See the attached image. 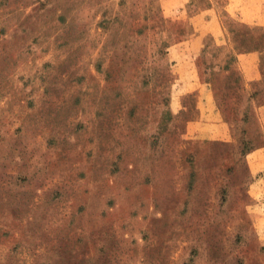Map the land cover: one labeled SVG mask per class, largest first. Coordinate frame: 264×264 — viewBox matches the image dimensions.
I'll use <instances>...</instances> for the list:
<instances>
[{
	"label": "rangeland",
	"instance_id": "rangeland-1",
	"mask_svg": "<svg viewBox=\"0 0 264 264\" xmlns=\"http://www.w3.org/2000/svg\"><path fill=\"white\" fill-rule=\"evenodd\" d=\"M263 46L227 0H0V264H264Z\"/></svg>",
	"mask_w": 264,
	"mask_h": 264
},
{
	"label": "crops",
	"instance_id": "crops-1",
	"mask_svg": "<svg viewBox=\"0 0 264 264\" xmlns=\"http://www.w3.org/2000/svg\"><path fill=\"white\" fill-rule=\"evenodd\" d=\"M227 9L231 14L236 15L244 25L259 35L264 33V0H227ZM236 62L247 86L251 81L264 79V46L259 51L240 53ZM257 109L260 114L261 127L264 130V102L258 104ZM254 155L256 156L255 167L256 170H259L264 165V147H261Z\"/></svg>",
	"mask_w": 264,
	"mask_h": 264
}]
</instances>
